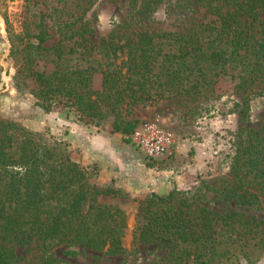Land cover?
<instances>
[{
    "label": "trees",
    "instance_id": "trees-1",
    "mask_svg": "<svg viewBox=\"0 0 264 264\" xmlns=\"http://www.w3.org/2000/svg\"><path fill=\"white\" fill-rule=\"evenodd\" d=\"M192 1L211 19L184 31L130 25L93 43L85 15L98 0H33L37 23L29 29L25 22L17 36L23 61L17 78L25 69L46 111L62 105L96 123L110 113L113 131L122 136L133 132L135 125L123 118L137 105L174 97L201 102L225 78L242 94L264 84V0ZM158 3L147 0L139 20H149ZM52 27L58 40L46 46ZM94 74L100 76L98 90ZM129 136H123L127 143ZM236 139L229 155L233 188L223 193L250 203L255 195L246 196L249 190L264 193V124L241 130ZM96 177L95 168L72 160L61 142L0 119V264H17L14 246L34 238L45 255L63 243L121 254L128 216L98 202L118 191L99 186ZM193 198L173 191L146 196L134 216L133 243L159 242L173 264L239 258L251 264L264 253V221L215 211Z\"/></svg>",
    "mask_w": 264,
    "mask_h": 264
},
{
    "label": "rangeland",
    "instance_id": "rangeland-1",
    "mask_svg": "<svg viewBox=\"0 0 264 264\" xmlns=\"http://www.w3.org/2000/svg\"><path fill=\"white\" fill-rule=\"evenodd\" d=\"M130 2L98 0L85 15L93 32L89 39L93 43H99L113 30L127 29L130 25L131 29L137 31H184L201 21L211 19L207 8L195 5L192 0H159L149 20L140 21L139 12L145 7L147 0H134V7ZM35 12L33 0H0V119L16 122L29 131L44 134L48 142H61L72 160L82 167H94L97 172L96 164L85 166L79 161L82 151L79 142L82 136L71 130L70 126L69 130L62 129L58 132L53 127L59 116H65L82 129L121 134L113 131V116L105 114L103 120L96 123L80 119L73 109L62 105H52L46 111L40 104L42 102L33 95L35 84L30 77L25 78V69L22 68L23 75L17 78L16 74L23 64L19 53L22 45L17 46V36L23 34L25 22L29 29H34L37 18L32 15ZM50 25L47 23L46 27L50 28ZM48 33L51 38L45 43L46 46L58 40L54 27ZM42 65L40 62L39 66ZM99 87L100 76L94 74L93 89L98 90ZM252 89L244 94L237 92L235 82L225 78L215 86L212 93L201 98V102L167 98L152 104L137 105L131 115L123 118L122 114L121 118L135 125L133 131L147 122L162 124L172 131L173 148L159 162L165 164L166 171L171 172L168 174L171 184L169 192L173 191L187 198L194 197L199 204L215 211L232 210L248 219L264 221V193L249 190L246 196L249 193L255 195L250 203L225 197L223 193V190L227 193L228 189L233 188L229 155L234 150V143H237V135L241 130H257L264 124V84L252 86ZM243 98L246 100L243 101ZM123 136L127 138L129 135ZM96 182L101 187L118 191L114 195L98 197V202L118 207L128 216L122 240L123 252L108 255L104 250L99 252L63 243L54 246L50 255H45L40 241L34 238L28 245L14 246L17 264H173L168 262L163 245L159 242L133 243L136 210L146 196L155 193L131 191L114 179L101 183L96 177ZM225 264L248 263L239 258L231 259ZM251 264H264V253Z\"/></svg>",
    "mask_w": 264,
    "mask_h": 264
},
{
    "label": "crops",
    "instance_id": "crops-1",
    "mask_svg": "<svg viewBox=\"0 0 264 264\" xmlns=\"http://www.w3.org/2000/svg\"><path fill=\"white\" fill-rule=\"evenodd\" d=\"M59 117L53 129L58 132L62 129L69 130L70 126L71 130L82 136L79 142L82 148L79 161L85 166L96 164L97 178L101 183H108L114 179L131 191H150L157 195L169 193L171 172L164 169L165 164L159 163L161 159L149 162L144 160L120 133L82 129L81 126L68 121L65 116ZM125 160L128 162L133 160V169H127L126 177L122 178L118 172L124 170Z\"/></svg>",
    "mask_w": 264,
    "mask_h": 264
},
{
    "label": "built area",
    "instance_id": "built-area-1",
    "mask_svg": "<svg viewBox=\"0 0 264 264\" xmlns=\"http://www.w3.org/2000/svg\"><path fill=\"white\" fill-rule=\"evenodd\" d=\"M130 145L137 148L146 161H156L170 154L174 145V135L166 126L158 123H142L130 135ZM120 177H126L127 169H133V160L123 162ZM125 175V176H124Z\"/></svg>",
    "mask_w": 264,
    "mask_h": 264
}]
</instances>
